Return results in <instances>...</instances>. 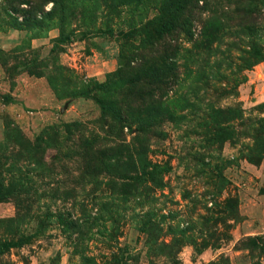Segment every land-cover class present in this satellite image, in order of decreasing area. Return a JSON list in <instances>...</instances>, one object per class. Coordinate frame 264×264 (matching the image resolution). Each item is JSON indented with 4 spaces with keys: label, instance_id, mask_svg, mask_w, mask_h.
<instances>
[{
    "label": "rangeland",
    "instance_id": "rangeland-1",
    "mask_svg": "<svg viewBox=\"0 0 264 264\" xmlns=\"http://www.w3.org/2000/svg\"><path fill=\"white\" fill-rule=\"evenodd\" d=\"M0 264H264V0H0Z\"/></svg>",
    "mask_w": 264,
    "mask_h": 264
},
{
    "label": "trees",
    "instance_id": "trees-1",
    "mask_svg": "<svg viewBox=\"0 0 264 264\" xmlns=\"http://www.w3.org/2000/svg\"><path fill=\"white\" fill-rule=\"evenodd\" d=\"M166 30H167V27H166ZM167 31H168V30H167ZM255 56H257V58H258V57H259V54L256 52V53H255ZM259 60H261L260 57H259Z\"/></svg>",
    "mask_w": 264,
    "mask_h": 264
}]
</instances>
